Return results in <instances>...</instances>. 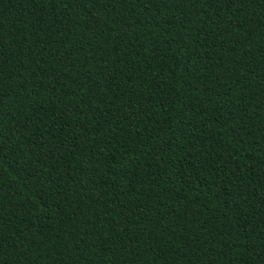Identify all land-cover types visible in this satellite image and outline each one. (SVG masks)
Segmentation results:
<instances>
[{"label":"trees","instance_id":"16d2710c","mask_svg":"<svg viewBox=\"0 0 264 264\" xmlns=\"http://www.w3.org/2000/svg\"><path fill=\"white\" fill-rule=\"evenodd\" d=\"M0 264H264V0H0Z\"/></svg>","mask_w":264,"mask_h":264}]
</instances>
